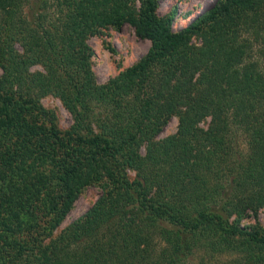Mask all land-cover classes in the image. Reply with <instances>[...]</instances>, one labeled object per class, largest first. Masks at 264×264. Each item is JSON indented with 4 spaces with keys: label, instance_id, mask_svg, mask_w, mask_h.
<instances>
[{
    "label": "trees",
    "instance_id": "1",
    "mask_svg": "<svg viewBox=\"0 0 264 264\" xmlns=\"http://www.w3.org/2000/svg\"><path fill=\"white\" fill-rule=\"evenodd\" d=\"M28 1L0 0V264H264V229L240 223L264 206V0H218L178 33L160 0H44L32 21ZM126 24L151 49L97 85L87 40ZM92 185L103 195L56 235Z\"/></svg>",
    "mask_w": 264,
    "mask_h": 264
},
{
    "label": "rangeland",
    "instance_id": "2",
    "mask_svg": "<svg viewBox=\"0 0 264 264\" xmlns=\"http://www.w3.org/2000/svg\"><path fill=\"white\" fill-rule=\"evenodd\" d=\"M44 0H30L25 5V13L29 20H33L39 14H43ZM218 0H160L156 15L158 18H172L171 31L178 33L187 28L196 19L211 9ZM49 10H46V12ZM193 43L197 46L202 44L201 39H194ZM88 46L93 51L91 58V70L94 74L97 85H105L110 80L116 78L127 69L136 65L151 49V42L141 38L136 34L135 28L126 24L122 29L115 28L102 29L101 33L89 37ZM19 53H23V47L15 45ZM261 66L264 60L259 59ZM30 72L46 73L42 65H35L30 68ZM3 70L0 66V76ZM41 104L48 110L54 112L58 119V126L62 132H66L73 124V117L69 110L63 105L60 98L54 95H47L40 100ZM211 118H207L200 123V127L205 130ZM179 127V117H172L163 131L158 135L155 141L160 142L168 137L175 135ZM232 145L237 157H244L248 153V140L246 136L238 129H233L231 135ZM147 144L141 147L142 155L146 154ZM131 178L135 173L130 172ZM101 185H92L86 188L74 204L72 211L58 228L56 235H59L63 229L72 224L86 211H88L97 200L103 195ZM240 223L245 227H258L264 229V206L256 212L249 211L247 216L240 219ZM198 257H192L189 264H198Z\"/></svg>",
    "mask_w": 264,
    "mask_h": 264
}]
</instances>
